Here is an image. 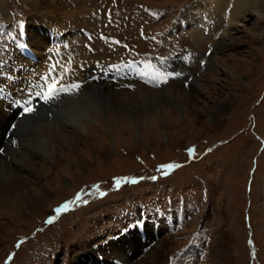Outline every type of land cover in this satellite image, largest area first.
<instances>
[{
	"label": "rangeland",
	"instance_id": "obj_1",
	"mask_svg": "<svg viewBox=\"0 0 264 264\" xmlns=\"http://www.w3.org/2000/svg\"><path fill=\"white\" fill-rule=\"evenodd\" d=\"M62 1L61 13L73 12L76 16L67 18L65 14L69 21L65 19L62 23L52 18L59 12L50 10L44 23L57 28L61 44L69 40L70 51H62V45L58 50L63 53L61 57L69 60L72 74L82 67L90 70V64L83 65L90 56L96 58L95 66L98 65L90 70L91 77L104 72L103 66L118 58L147 59L190 50L194 60L189 57L185 80H172L161 87L166 92L156 91L163 78L152 87L129 73L117 82L103 79L108 94L120 89L117 84L131 81L138 89L151 91L154 97L141 91L140 97L133 98L142 101V108L135 115L130 107L125 112L109 114L101 112L98 106L96 110L90 108L86 104L89 90L63 98L80 116L91 112V119L83 117L82 121L85 139L68 125L66 134L72 138L74 150L61 146L57 140L54 143L57 152L51 151L47 156L37 143L22 136L7 147L8 159L15 152L18 156L32 153L35 158L32 162L27 158L20 162L28 169L19 175L31 185L14 191L13 197L17 198L14 209L0 206V264H81V259L90 262L83 257L85 253L116 242L122 235L117 234L125 226L121 223L125 207L136 215L143 204H149V221H154L152 214L174 220L172 215H158L160 210L154 212L160 205L156 202L167 203L160 209L168 214L171 205L181 209L174 212L175 227L162 235L170 253L164 264H219L214 248L222 236L226 237L228 264H264V16L253 13L243 26L231 30L227 36L221 38V30L212 41L201 43L199 39L210 36L209 23L200 27L189 24L178 32L175 29L172 32V28L187 7L195 2L200 5L202 0ZM4 6L6 14L0 7V23L5 26L0 24L4 28L0 32V61L8 59L4 61L5 67L0 65V72L8 68L16 80L25 74L24 63L32 60L24 54L21 56L25 61H17L14 53L19 56L23 52L21 46L28 50L21 38L28 40L32 20H38L40 15L29 0H6ZM110 7L114 25L107 26L108 20L103 17ZM21 24L27 26L26 34L13 45L10 36ZM82 27L89 30L106 27L122 43L113 44L103 38L91 44L93 50H89L83 44L86 36L81 35ZM53 34L49 31L46 34L45 47L53 44L56 38ZM61 57L58 62L63 60ZM125 66L120 64L115 71ZM154 67V77L162 74L158 71L161 67ZM180 68L175 65L171 69L173 79L183 76ZM95 84L101 87L102 83ZM121 89L136 91L133 87ZM95 92L98 94L95 103H103L98 97L107 95ZM128 98L131 97H124ZM113 102L120 103L119 99ZM52 111L46 117L64 124V115L55 108ZM190 149H194L193 154ZM170 164L180 167L162 169ZM163 171L169 174L164 175ZM123 178L136 183H121L117 189L115 180ZM100 192L106 195L100 196ZM78 194L81 201L56 215V208L74 201ZM36 199H43V204L27 214L25 207L34 205ZM51 217H55L53 223H46Z\"/></svg>",
	"mask_w": 264,
	"mask_h": 264
},
{
	"label": "bare ground",
	"instance_id": "obj_2",
	"mask_svg": "<svg viewBox=\"0 0 264 264\" xmlns=\"http://www.w3.org/2000/svg\"><path fill=\"white\" fill-rule=\"evenodd\" d=\"M5 1L6 0H0V7L2 9V12L6 14L7 11L4 6ZM62 2H63L62 0L61 1L59 0V3L52 2L51 0H29V3L30 5L33 6L34 11L36 10V13L39 14L40 16L36 15L38 20H32L31 27L29 28L28 40L25 39V37L21 38L23 44L25 43L26 46L28 45L27 47L28 50H26L25 47L21 46L20 49L23 52L20 53L19 56L17 55L18 52L14 53V59H16L17 61H22V60L25 61L26 58L25 57L23 58L21 55L24 54L28 55V52L31 53V51H33L34 52L33 54L38 57L39 61L37 62L35 60H32L30 62H26L27 64L24 63V65L26 66L22 70L24 71L25 74L18 76L16 80L14 77H11L12 73L8 68L2 70V73L0 72V147H3L4 149V152L0 154V162L2 161L0 163L1 164L0 206L6 207L8 208V210L14 209L13 206L15 204V200L17 199L16 197H13L14 191L17 188H20L21 186L29 187L31 185L30 182L29 183L25 182L24 179H26V177H21V175H19L20 173H23L24 169H28L27 167L21 166L20 164L21 160L24 161L25 158H27L28 160L30 159V162H32L33 159L35 158L32 153H28V155L22 154L21 156H18L15 154L16 152L13 154L11 153L10 156L11 159L6 158V156L9 154V151H7V147L8 146L10 147V144H12L11 141L13 139L17 140L19 136L27 137L31 142L37 143L38 144L37 146L40 149H42L43 153L49 156V152L51 151L57 152V146L54 145L55 141L57 140L61 142L60 143L61 146H67L74 150L72 138L66 134V132L70 128L68 126L69 123L70 126L72 127L70 129H76L84 139L87 137V134L86 136L84 135L86 128L82 124V121H83V117L91 119V114H90L91 112L89 114L87 113L88 115L86 116H80L78 113L75 112L76 111L75 109L71 108V105H68L67 103H65V100H63V98L71 97L75 93L71 95L62 94L59 100L55 102H51L49 104L42 103L41 105H39V107H37V112L35 114L31 116L26 115L23 117L19 115L20 109L15 108L13 103L7 101V98H5V96H2V93L4 92L1 89L4 88L7 92H9L8 93L9 99L12 98L19 99L22 97L29 98V94L33 90V86L30 83L33 80H35V78L39 79V77H41L42 79V77L46 73H48L50 67L53 64L59 63L60 65H67V66L68 64L70 65V63L68 62L69 60H66V58H63L64 56L61 57V55L59 54L54 57V60L56 58L57 59L56 62L54 61V63L52 64V62H50L47 58L49 54L47 53L48 44L45 47V44L48 41V37L46 35L48 31L50 33L53 32L54 33L53 36L57 34V31H55V29L57 28L51 27L49 24L47 26V23H44L45 20L47 19L46 17L47 12H49L50 10L54 12H59V15L56 13L54 16H52V18L53 20L56 21H58L59 19L62 23L65 19L70 18V16H76V13L66 12L65 14H67L66 16H68L66 18L65 14L61 13ZM55 3L58 5H56ZM195 4L196 2L193 5L187 7L182 12L180 18L178 17L176 19L175 22L176 24L172 28V32H174V29L176 30V32H178V30L185 28V26L189 24L200 27V25L202 26L203 24L205 25V23H209L211 25L210 36L208 35V37L205 38L203 37L199 39L201 43L202 41L203 42L210 40L212 41L213 40L212 38L216 37V35L218 36L221 30H223L222 33L220 34L221 38L227 36L229 34L228 32H230L231 30H236L239 27L243 26L247 18L253 13H257L260 16H264V0H202V3L200 5L196 6ZM43 8L46 12L41 11ZM61 14H64L63 17ZM38 21H43L45 26H43V23H40ZM1 30L2 29L0 28V31ZM61 34L63 35V33ZM190 55H191V59L194 60V55L192 54V52L190 50H187L180 53L179 55H174L170 60H167V62L163 63L164 67L165 66L168 67L170 71L173 67H175V65L177 69L178 66L182 67L180 68V71L181 73H183V76L177 78L175 77V79H173L172 77L170 78L169 82L176 79L185 80L184 79L185 74H188V69H187L188 64H190L189 62L190 60H188L187 57H189ZM60 57L63 58V60L60 59L61 61L58 62V59ZM87 58H90L89 61L87 63L84 62L83 65L90 64L91 65L89 66L90 70H92V68L95 69L96 67H98V65L95 66L96 58H92V56ZM173 62H175L176 64H173ZM158 63H160V65H157ZM161 63L162 62H156L155 65L157 66V68L161 67V69L158 71L164 74L165 71L163 70V65ZM183 63L184 66H181ZM0 65L2 67L6 66L5 62L0 63ZM92 65L95 67H93ZM204 65L205 67L208 68L209 64L206 62ZM104 66L103 68L101 67L102 68L101 72L102 71L104 72L102 73L99 72L101 73L99 75L95 73L96 76L93 77H91L92 71H90L88 68H87L88 70L86 71L85 70L86 67H82L77 72V74L73 73L74 74L73 75L71 73L70 75L66 76L64 79V83L71 84L73 82H78V80L83 82V83H79L81 87L79 89L78 94L89 90L87 92L88 98L86 104L88 103V106L92 109H95L98 106V108L101 109V112L108 114L111 111L122 113L128 110V108L130 107L135 115V111L142 108V101L137 99L134 100L133 99L134 97H138V95L140 97L141 91L146 92L148 95H150V97L152 96L154 97V95L151 93L149 89L140 90L137 87H135L132 81L126 83L121 82L117 84L118 86H120V89L118 90L116 89L112 91L111 94L105 93L106 91L109 90V88L107 87L108 86L107 83L105 82L103 83V79H104L103 76L107 74L110 75V72L108 71L110 66L109 65H104ZM190 66L191 65H189V68ZM189 73L191 74V72ZM106 77L107 76H105V78ZM96 82H98L99 84L102 83L101 87L97 86L95 84ZM167 84L161 82L159 88L156 91L162 90L161 87H165V85ZM121 86H123V88L133 87V89H136V91L131 92L130 90L127 89L123 90L121 89ZM11 87H13L12 90ZM27 87H28V92L26 93L24 92L23 88H27ZM97 90L103 93L104 95H107L102 98L98 97L103 101V103L102 102L97 104L95 103L98 95L95 91ZM162 91L166 92V90H162ZM125 96L131 98L124 99ZM113 99L114 100L119 99L120 103L116 105L113 102ZM112 102L114 103V106ZM15 104L17 105V102H15ZM79 104L80 101L77 100L76 105L78 106ZM174 105L178 107L176 104ZM111 106H113L115 109H112ZM53 108L56 109L57 113L64 115L63 117L66 118L64 124L63 122L54 123L52 122L51 118L46 117L47 115L54 113L52 111ZM148 110L149 109H147V111ZM142 113L143 110H141V114ZM12 124L17 125V127L13 129L11 127ZM32 137L37 139L32 140ZM42 204H43V199H36L34 205H29L28 207H25L26 213L30 214L31 212L38 210ZM159 214L160 213H158V215ZM152 215H153L152 220H154V218H157L155 214ZM173 221H174L173 218H169V219L158 218L155 220V222L147 220V225H146L147 240L144 241L140 238V236L138 237L139 234L137 230H133V231L131 230L127 234V236L120 235V237H118L116 242L113 241L112 243H108V245L104 244L103 246H100V248L97 249L94 247V249H92L90 252L85 253L83 257L86 260H90V262L84 261L82 259L79 260V262L81 264H94V263L100 264L99 256H102L103 257L102 260H105V264H117V263L122 264V262L127 264H164L166 261L167 262L169 261L170 253H169V248L166 245V241L162 237V235L165 234L168 229L175 227V225L173 227ZM216 245H217L216 248H214L215 249L214 255L217 261L220 262L219 264H228V262L225 260V255L228 249L226 247V237L222 236L217 241ZM145 248H149V250ZM98 250H100L101 252ZM108 250L109 251L112 250V253L107 252Z\"/></svg>",
	"mask_w": 264,
	"mask_h": 264
},
{
	"label": "snow or ice",
	"instance_id": "obj_3",
	"mask_svg": "<svg viewBox=\"0 0 264 264\" xmlns=\"http://www.w3.org/2000/svg\"><path fill=\"white\" fill-rule=\"evenodd\" d=\"M20 27L23 28V24H21ZM72 72H73V69L69 68L67 65H60L59 63L53 64L50 67L48 73H46L42 77L43 82L38 83L35 86H33V90L29 94V98L23 100L21 104L22 110L19 113L20 116L21 117L26 116V115L31 116L37 112V106L34 102L36 99L42 101L44 104H49L51 102H55L59 100L62 94L71 95L73 93L78 92L81 87L79 83H71V84L64 83L65 77L70 75ZM155 78L157 80H160L161 78L166 80L167 75L166 74H156ZM11 127L15 129L16 125L12 124ZM11 142L13 144L16 143L14 139ZM3 152H4L3 147H0V154H2ZM189 153L193 154L194 149H190ZM178 167H180V165L170 164V165L162 166V169L163 168L174 169ZM163 174L168 175L169 173L167 171H163ZM152 179L155 180L156 177L153 176ZM128 182L136 183V181L134 180L129 181L128 178H123V180L116 179L115 186L118 189L121 183H128ZM97 190H99V186H97ZM104 195H106V193L100 192V196H104ZM81 200H82V196L78 194L74 201H68L62 206L56 208L54 211L56 215H59L60 213L67 211L70 205H73ZM83 202L87 203L88 201L84 200ZM54 219L55 217H51L46 221V223L51 224L53 223ZM19 246L20 245L18 244L17 247Z\"/></svg>",
	"mask_w": 264,
	"mask_h": 264
}]
</instances>
